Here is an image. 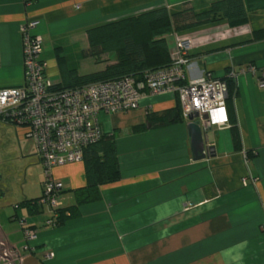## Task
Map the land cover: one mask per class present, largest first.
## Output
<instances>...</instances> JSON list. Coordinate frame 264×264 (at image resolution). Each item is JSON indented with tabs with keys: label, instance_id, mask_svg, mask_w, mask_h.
Wrapping results in <instances>:
<instances>
[{
	"label": "crops",
	"instance_id": "1",
	"mask_svg": "<svg viewBox=\"0 0 264 264\" xmlns=\"http://www.w3.org/2000/svg\"><path fill=\"white\" fill-rule=\"evenodd\" d=\"M212 1L0 0V87L23 81L19 28L29 20L39 21L35 32L42 39L52 35L84 51L90 27L159 7L200 11ZM215 25L233 36H199ZM263 26L264 10H258L242 25L232 27L222 19L167 34L165 39L175 36L170 50L178 39L192 42L188 79L208 71L229 83L228 125L205 128L182 117L168 121V111L179 106L177 95L146 88L136 108L100 112V126L115 145L120 177L88 191L84 158L55 167L62 206L78 209L60 225H45V205L34 209L20 204L40 195L42 169L26 128L1 120L15 131L9 156L23 161L26 172L37 171L31 174L38 190L30 193L26 179L18 190L0 185V264H264V87L258 86L264 73V39L241 42ZM95 57L84 56L78 74L100 70ZM41 58L51 84H71ZM202 145H212L215 154L204 152ZM2 152L3 158L7 152ZM83 189L89 200H78L76 191ZM19 218L38 231L33 252L22 249ZM48 251L54 253L50 260L44 257Z\"/></svg>",
	"mask_w": 264,
	"mask_h": 264
},
{
	"label": "built area",
	"instance_id": "2",
	"mask_svg": "<svg viewBox=\"0 0 264 264\" xmlns=\"http://www.w3.org/2000/svg\"><path fill=\"white\" fill-rule=\"evenodd\" d=\"M38 23L37 19L29 20L19 28L23 81L19 86L0 87V119L24 126L25 137L34 145L42 169L37 204L45 205L49 212L45 225H58V209L62 206V183L54 178L53 169L82 161L85 148L104 134L99 113L110 115L136 108L143 88L150 93H175L184 120L205 128L228 125L225 80L208 71L194 79L187 78L193 49L189 39H178L170 50V63L145 70L141 79L126 75L73 88H56L45 75L47 64L40 56L42 37L35 32ZM249 69L253 71L254 67ZM258 86L264 87V73ZM18 221L24 239L22 249L33 252L38 231L25 218ZM53 256V251H48L44 257L50 260Z\"/></svg>",
	"mask_w": 264,
	"mask_h": 264
},
{
	"label": "trees",
	"instance_id": "3",
	"mask_svg": "<svg viewBox=\"0 0 264 264\" xmlns=\"http://www.w3.org/2000/svg\"><path fill=\"white\" fill-rule=\"evenodd\" d=\"M264 10V0H214L203 10L195 11L192 7L185 6L178 10H171L167 7H159L137 15L119 18L117 20L101 23L87 29L88 53H98V46H109L114 54V61L105 68L88 74H78L76 68L69 67L64 71V79L68 78L71 84L64 81L55 84L56 88H73L95 81H106L118 79L126 75H132L141 79L147 69H156L167 66L170 63L169 47L166 44L165 36L170 32L180 29H189L207 23L226 20L234 27L242 25L249 20L250 13ZM264 39V26L254 28L251 36L242 40V43ZM108 44V45H107ZM227 86L229 83L227 82ZM229 89V87H228ZM168 121L180 119L179 106L168 111ZM230 119V117H229ZM163 123H159L161 125ZM234 143L239 142V135L236 125H233ZM83 158L86 163L87 187H93L99 182H111L118 180L120 169L116 157L115 145L112 137L103 134L102 138L85 148ZM87 191V190H86ZM79 198L86 201L89 196H84V189L77 190ZM36 198L24 200L20 204L32 206L38 209L39 204ZM89 198V199H88ZM77 205L66 209L61 206L58 209V225L64 219L76 215Z\"/></svg>",
	"mask_w": 264,
	"mask_h": 264
},
{
	"label": "rangeland",
	"instance_id": "4",
	"mask_svg": "<svg viewBox=\"0 0 264 264\" xmlns=\"http://www.w3.org/2000/svg\"><path fill=\"white\" fill-rule=\"evenodd\" d=\"M187 29H180L179 31H185ZM209 35H213L216 38H231L233 36L232 32H227L226 30L222 31L217 26H211L210 31L207 32H200L199 36L202 37L204 40H207ZM175 36L170 34L168 38H166L167 46L172 44ZM108 45V44H107ZM68 46V47H67ZM111 46V45H109ZM109 46L100 47L98 46L96 50L98 51L97 54L93 55L95 60L98 62L99 66L102 67L101 69L105 68L108 64L112 63L114 60L111 57L112 51L109 50ZM88 51V47L81 51L78 46L75 44H68L63 45L58 38L52 37V35H46L42 39V52L41 57L46 58L53 67L56 68L58 73L65 74L64 71L68 70L69 67L79 68L81 67V63L83 62L84 56H92L86 53ZM170 53V50H169ZM196 62V67L199 70H202V66L198 59H194ZM90 61V60H88ZM100 69V70H101ZM0 119V151L3 154V158H6L3 163L0 165V185L7 187L10 190H18L27 180L28 191L30 193H34L38 190L35 182V178L32 174H36L37 171L31 172L30 169L26 172V165L23 161L14 159V156H9L10 152L13 151L11 144L16 142V139L13 138L14 135V128L6 126ZM13 134V135H12ZM5 147V148H4ZM7 148V149H6ZM36 157V156H35ZM2 154L0 156V161L3 159ZM26 163V162H25ZM26 172V177H25ZM32 173V174H31ZM42 177V174L40 173ZM41 194V193H40ZM19 204V203H16ZM2 244H0L1 246Z\"/></svg>",
	"mask_w": 264,
	"mask_h": 264
},
{
	"label": "water",
	"instance_id": "5",
	"mask_svg": "<svg viewBox=\"0 0 264 264\" xmlns=\"http://www.w3.org/2000/svg\"><path fill=\"white\" fill-rule=\"evenodd\" d=\"M204 116H206L205 114H204ZM198 126V129L199 130H201V127H200V125L198 124L197 125ZM202 150L204 151V152H207V153H209L210 155H214L215 153H214V147L211 145V146H205V145H202ZM209 151V152H208Z\"/></svg>",
	"mask_w": 264,
	"mask_h": 264
}]
</instances>
